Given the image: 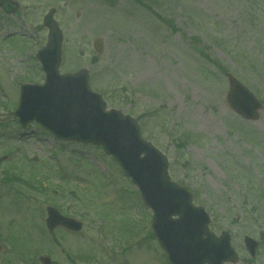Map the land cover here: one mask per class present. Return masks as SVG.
Returning a JSON list of instances; mask_svg holds the SVG:
<instances>
[{
    "label": "rangeland",
    "instance_id": "rangeland-1",
    "mask_svg": "<svg viewBox=\"0 0 264 264\" xmlns=\"http://www.w3.org/2000/svg\"><path fill=\"white\" fill-rule=\"evenodd\" d=\"M18 1L15 25L0 12V116L14 114L21 84L44 81L34 56L47 42L43 17L55 9L64 33L60 72L88 68L92 90L108 109L139 122L144 139L168 158L171 179L210 213L211 230L230 232L238 264H264V200L247 193L264 184V108L249 121L226 99L231 73L264 105V0ZM15 119L0 121V157L9 156L0 159V231L11 244L0 264H40L41 254L62 264V249L80 252V244L87 255L97 253L98 264L167 263L148 233L152 212L113 157L59 141L34 123L27 126L33 135L22 136ZM67 204L85 214L82 232L46 233L45 208ZM247 234L261 241L253 258L243 245ZM24 245L30 251L12 250Z\"/></svg>",
    "mask_w": 264,
    "mask_h": 264
},
{
    "label": "water",
    "instance_id": "water-1",
    "mask_svg": "<svg viewBox=\"0 0 264 264\" xmlns=\"http://www.w3.org/2000/svg\"><path fill=\"white\" fill-rule=\"evenodd\" d=\"M0 1L8 9H14L5 0ZM53 13L44 18V25L49 28L48 43L36 56L46 73V82L23 84L20 88L15 114L22 125L35 120L60 139L101 145L107 154H113L154 210L152 229L173 264L237 261L229 235L224 232L218 238L208 231V214L203 208L192 206V195L185 188L169 181L166 158L141 138L137 122L117 110L106 111L101 95L88 85L87 69L60 75L63 34ZM96 48L102 49L100 41L96 42ZM227 76L230 91L226 99L232 110L246 119L257 120L261 102L233 75ZM173 215L179 218L172 219ZM59 217L55 210L49 209L48 226L57 224ZM61 222L74 224L64 218ZM246 242L254 253L257 243L249 237Z\"/></svg>",
    "mask_w": 264,
    "mask_h": 264
},
{
    "label": "flooded vegetation",
    "instance_id": "flooded-vegetation-1",
    "mask_svg": "<svg viewBox=\"0 0 264 264\" xmlns=\"http://www.w3.org/2000/svg\"><path fill=\"white\" fill-rule=\"evenodd\" d=\"M78 259H79V261H80V263L79 264H91V263H94V264H98L97 262V260H98V257H97V255H95V253L93 254V255H87L86 253H85V251L84 250H82V252H80V255H78V256H76ZM70 259H71V255H69V257H68V262H67V264H70Z\"/></svg>",
    "mask_w": 264,
    "mask_h": 264
}]
</instances>
